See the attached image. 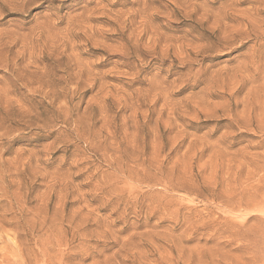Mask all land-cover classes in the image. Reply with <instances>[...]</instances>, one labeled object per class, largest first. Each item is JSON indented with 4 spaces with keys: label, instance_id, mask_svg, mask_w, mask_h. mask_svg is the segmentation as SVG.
<instances>
[{
    "label": "clouds",
    "instance_id": "obj_1",
    "mask_svg": "<svg viewBox=\"0 0 264 264\" xmlns=\"http://www.w3.org/2000/svg\"><path fill=\"white\" fill-rule=\"evenodd\" d=\"M0 264H264V0H0Z\"/></svg>",
    "mask_w": 264,
    "mask_h": 264
}]
</instances>
